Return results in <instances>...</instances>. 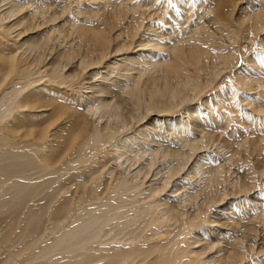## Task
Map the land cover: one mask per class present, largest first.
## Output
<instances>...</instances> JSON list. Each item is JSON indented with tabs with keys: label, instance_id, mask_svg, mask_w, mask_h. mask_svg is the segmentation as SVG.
<instances>
[{
	"label": "bare ground",
	"instance_id": "bare-ground-1",
	"mask_svg": "<svg viewBox=\"0 0 264 264\" xmlns=\"http://www.w3.org/2000/svg\"><path fill=\"white\" fill-rule=\"evenodd\" d=\"M61 1L0 0V264H264L194 248L264 135V0ZM156 4L155 22L136 17ZM73 33L91 50L63 45ZM248 177L228 209L246 221Z\"/></svg>",
	"mask_w": 264,
	"mask_h": 264
},
{
	"label": "rangeland",
	"instance_id": "rangeland-1",
	"mask_svg": "<svg viewBox=\"0 0 264 264\" xmlns=\"http://www.w3.org/2000/svg\"><path fill=\"white\" fill-rule=\"evenodd\" d=\"M72 1H74V0L70 1L73 6H70L71 3L68 2V4H69L68 6L71 7L70 12H72L73 9H74L73 12H77L80 9L79 6L82 7L83 3L85 4L87 2H90V1L82 2L81 0L79 2V0L78 1L75 0L76 2L74 1V3H73ZM106 1H104V0L97 1V4H95V5L96 6L99 5V8H100L99 11L101 10V8H103ZM109 1H112L114 3H118V1L120 3L123 2L124 4L127 3L128 7L129 6L132 7V4H133V7L138 9L139 4H140L139 2L141 0H139V2H137L138 0H135L134 3H133V0H131V1L129 0L128 2L129 3L132 2L131 4H128V2H124L125 0H109ZM64 2L65 1L62 0L60 2V5H62ZM87 4H88L87 10L89 8L91 10H96L94 8H91L90 7L91 5L89 6V3H87ZM95 5H94V7H95ZM117 6H118V4H117ZM157 6L158 7L155 6V8L153 9L154 11H152V9L148 10L146 8H141V9H139L141 11H139V12L135 11V15H136V17L138 15V18H139V16L140 17L146 16V18H144V19H145V22L147 24H150V22H151V20L148 21L149 20L148 17H152L151 19H153L152 20V23H153V22H155L154 20L157 17V15H158L157 13H159V10H161V12H162V7L160 5H157ZM92 7H93V4H92ZM111 8L113 10V7H111ZM157 8H159V9H157ZM156 9H157V13H156ZM112 10H109L108 13H111V12L115 13V11L114 10L112 11ZM102 12H103V10H102ZM116 14H118V12H116ZM151 15H153V16H151ZM80 18H81V16H80ZM81 19L84 20L83 18H81ZM156 20H157V18H156ZM129 21H131V19ZM87 22L88 23H96L97 20L95 18H91V19L87 20ZM85 28H86V26H85ZM94 32H92L90 30L89 32H86V33L83 32V33L86 34L87 37L89 35H90L89 37H92V36H94V34H93ZM73 34H70L71 36L69 35V39L66 37L67 38L66 43H63V45H65L69 42L67 44V46L70 47L71 49L75 47L73 50L77 49V51H79V54H83V53L91 50L90 49V48H92L91 42L86 40V38L85 39L81 38V36L79 34L78 35L75 33H73ZM96 35L99 38H101V36L103 38V35H104L105 40L109 39V36H110V39L112 37V35L110 33L104 32V31L102 33H99V35L98 34H96ZM80 38H81V40H80ZM224 39H225L224 37H221V40L228 42L227 38L225 40ZM83 41H84V43H81ZM58 44L60 47L61 42L58 41ZM88 44L89 45L91 44V45L89 46ZM78 45L82 49H80ZM84 50H85V52H84ZM67 69H69V67H67ZM72 69L73 68H71V70ZM74 70L75 71L77 70L78 73L80 71L79 69H74ZM131 105H132V103L130 101H128V99H127L126 101H124V103L122 105V107H123L122 110H123L124 114L128 117V125L134 127V125L135 126L137 125L135 122V119H136V115L138 113L133 110V105L132 106ZM127 107H129V108H127ZM134 113H135V115H134ZM216 136H217V132H216ZM225 138H226L225 135H221V134L219 135V133H218V136L215 139L216 142L211 148V153H216V154L219 153V154L223 155L227 152L228 149H224L223 148L224 145H222V144H224ZM247 143H248L247 149H240L238 151V157L234 160L236 163L234 162L232 164L233 166L232 167L230 166L231 169L229 167V170H228L229 171L228 172L229 178H228L227 182H225L222 185V189L224 188L223 190H225L226 193H228L227 195H229V196L225 198V202L223 201V203L221 202L220 204H218V205H220L219 206L220 208L212 210V212L210 214V218L212 220H214V222L212 224H210V227L205 228L203 230L204 232H202L203 234L200 232H197V234L195 235V237L198 240H200L199 243H195V245H196V246H194L195 251L197 250V252H199L200 255H202V257H204V258H207L210 256H211V258H214V256L220 250L229 256L231 254V252L233 251V248L237 249L235 247H238L240 251H246L247 249L249 250V248H250V252L248 250H247V252L249 254H251L252 257L258 256V258H264V135H259V134L257 135V133H255L254 131H251L247 136ZM249 143H250V145H249ZM189 167H190V165H188V169H189ZM121 173H127V171L125 169L119 168L116 171V174H121ZM199 176L200 175H198V176L196 175V177L193 180H191V182L194 184H198V182H196V180L198 179ZM247 176H249L248 178L251 179V181H252L251 191L248 193L249 196L247 198V202H250V203H248V206H249V204H250V206L251 205L253 206L254 204H256L258 207H260V208H258V207L257 208L261 209V210H259L260 213L258 214L257 219L256 218L254 219V217H253V219L250 218L248 221L241 219L239 215H238V217L240 218V220L238 217H236L237 216L236 214H239L240 212L228 210L229 208H232V204L236 205L239 203V197L240 196L237 197V196H235L236 194H234V192H236L235 187L237 185V181L238 180L241 181L244 178H246ZM182 179H186L185 175L180 177L177 180L178 183H182L183 182ZM180 190L181 191H179L177 194H180L181 192L184 191V189H180ZM183 199H184V197H183ZM230 200H232V201H230ZM248 200H250V201H248ZM228 202H231V204ZM256 205H254L253 207H250V209L253 208L252 210H257V209H254V208H256ZM222 207L225 208L226 210L222 211ZM195 210H196V208H193V207H189V209L187 208V211L189 214L194 212ZM258 217L260 219H258ZM235 218H236L237 222L234 220ZM233 222H234V224H233ZM244 226H247L246 227L247 229L244 228ZM206 233H207L208 238L206 236H203ZM228 237H229V239H228ZM208 241L212 242L214 245L209 246ZM229 241H230L231 245L234 244V245H232L233 247H231V245H229ZM218 242H219V244H218ZM237 243H238V245L235 246ZM214 246H216V247H214ZM240 246H242L244 249L243 248L241 249ZM200 249H202V250H200Z\"/></svg>",
	"mask_w": 264,
	"mask_h": 264
},
{
	"label": "snow or ice",
	"instance_id": "snow-or-ice-1",
	"mask_svg": "<svg viewBox=\"0 0 264 264\" xmlns=\"http://www.w3.org/2000/svg\"><path fill=\"white\" fill-rule=\"evenodd\" d=\"M169 4L172 6V7H175L174 4H172V0H168Z\"/></svg>",
	"mask_w": 264,
	"mask_h": 264
}]
</instances>
